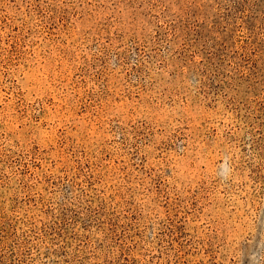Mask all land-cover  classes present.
Here are the masks:
<instances>
[{"label": "rangeland", "instance_id": "obj_1", "mask_svg": "<svg viewBox=\"0 0 264 264\" xmlns=\"http://www.w3.org/2000/svg\"><path fill=\"white\" fill-rule=\"evenodd\" d=\"M0 264H264V0H0Z\"/></svg>", "mask_w": 264, "mask_h": 264}]
</instances>
